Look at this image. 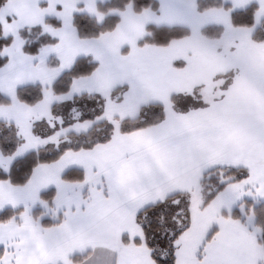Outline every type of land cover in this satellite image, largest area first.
<instances>
[{"label":"snow or ice","instance_id":"snow-or-ice-1","mask_svg":"<svg viewBox=\"0 0 264 264\" xmlns=\"http://www.w3.org/2000/svg\"><path fill=\"white\" fill-rule=\"evenodd\" d=\"M0 264H264V0H0Z\"/></svg>","mask_w":264,"mask_h":264}]
</instances>
